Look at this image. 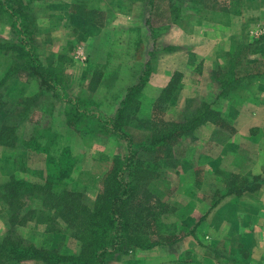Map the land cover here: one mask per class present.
Wrapping results in <instances>:
<instances>
[{"label": "rangeland", "instance_id": "obj_1", "mask_svg": "<svg viewBox=\"0 0 264 264\" xmlns=\"http://www.w3.org/2000/svg\"><path fill=\"white\" fill-rule=\"evenodd\" d=\"M136 14L123 0H0V45L9 44L0 49V81L20 70L0 89V245L81 255L72 205L91 211L97 181L127 155V144L97 122L95 111L112 117L146 63L151 75L125 129L143 147L178 132L156 164L150 152L138 157L147 183L139 186L152 191L142 208L159 212L152 241L167 248L199 229L211 243L212 213L228 208L226 200L232 204L235 191L264 167V0H156L153 37L147 29L146 37L126 33L131 23L139 26ZM26 25L34 54L55 77L52 89L11 48L19 45L13 28ZM73 99L88 112L76 111ZM205 111L212 112L208 120ZM198 113L202 124L187 127ZM53 162L71 173L44 190L16 185L44 186ZM152 249L111 255L106 264H156Z\"/></svg>", "mask_w": 264, "mask_h": 264}, {"label": "trees", "instance_id": "obj_2", "mask_svg": "<svg viewBox=\"0 0 264 264\" xmlns=\"http://www.w3.org/2000/svg\"><path fill=\"white\" fill-rule=\"evenodd\" d=\"M155 1L147 0L149 16L145 21V27L149 31L150 37L154 36V29L151 26V12L154 9ZM29 27L26 25L21 29L18 27L13 28L18 38L17 44L19 45L11 46V48L23 55L30 69H32L33 76L41 82V85L52 89L55 86V77L53 78L48 70H45L40 60L34 54L35 52L30 45L32 33H30ZM4 45H0V49H8ZM18 71L20 70L10 69L7 71L0 81V89ZM150 75L151 67L146 63L137 82L130 85L124 91V95L119 101L115 114L112 117H107L95 111L98 114L97 122L102 124L108 133L117 136L127 144V155L123 159L112 160L107 172L103 173L100 177L101 179L97 181V185L100 188L95 195L94 208L91 211L85 208L79 210L76 205H72V208L78 213L77 223L74 227L79 236H81V255L67 258L32 247L27 248L21 245L5 246L3 243L0 245V264H7V261H12L15 264L26 261H37L43 264H106L108 256L127 254L134 248L141 250H150L158 246L163 248L161 246H164L163 244L166 242L162 243L160 239L152 241L153 236L151 235L154 234L157 226L159 212L147 207L142 208V204L146 203V198L152 197V191L150 189L148 191L144 187L147 183H144L146 179L143 178L144 172L141 168L143 163L139 162L138 157L142 151L144 153L145 151L150 152L149 154H153L154 156L151 164H156L159 161L157 159L161 157L160 155L164 150L165 142L172 139L178 132L173 131L165 136H153L150 139L151 142L146 147H143L135 143L125 129L128 126L127 122L129 118H135L139 112V98ZM71 105L78 112L80 109L85 108L84 111H80L83 112L82 115L88 112V108L84 107V104L79 99H73ZM198 115L199 113L196 117ZM204 115H209L206 119L208 120L212 112L205 111ZM198 123L202 124V121L199 118H194L191 122L188 121L187 127H193ZM180 129L178 128L177 130L179 131ZM154 160L157 162L153 163ZM70 170V167L64 168L61 163L53 162L48 166L44 186L37 187L36 185L20 182H16V185L27 189L36 188L44 190L49 183L67 177L71 173ZM151 172L149 171V173ZM139 182H143L144 185L139 186ZM158 198V201H162L161 197ZM64 222L67 223L68 221ZM150 231L152 233L149 234ZM167 243L166 246L172 245L170 241Z\"/></svg>", "mask_w": 264, "mask_h": 264}, {"label": "crops", "instance_id": "obj_3", "mask_svg": "<svg viewBox=\"0 0 264 264\" xmlns=\"http://www.w3.org/2000/svg\"><path fill=\"white\" fill-rule=\"evenodd\" d=\"M123 1L124 6L134 3L138 13L135 19L139 22L137 27H133L135 23L128 25L130 28L126 33L137 30L146 37L148 33L145 27L148 18L146 0ZM109 6L114 12H119L113 4L110 3ZM127 9L128 7H123L121 12ZM259 155L264 160V147ZM233 195L235 196H232V204L226 200L228 208L218 211L219 206L212 213L214 233L211 235V243L202 241L203 233L200 234L198 229L193 236L174 246L148 251L149 258L156 264L160 261L164 264H264V167L257 166L244 188L235 191ZM224 249L227 253L231 252L230 256L222 255L221 251Z\"/></svg>", "mask_w": 264, "mask_h": 264}]
</instances>
